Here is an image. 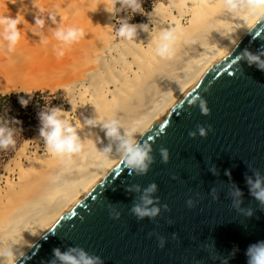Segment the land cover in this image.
<instances>
[{"label":"bare ground","instance_id":"bare-ground-1","mask_svg":"<svg viewBox=\"0 0 264 264\" xmlns=\"http://www.w3.org/2000/svg\"><path fill=\"white\" fill-rule=\"evenodd\" d=\"M0 0V15L19 16L21 40L13 53L0 51V94L63 89L70 123L78 126L84 148L70 160L48 153L39 133L26 141L0 182V247L11 245L22 259L119 162L104 165L98 149L107 144L99 128L83 120L116 117L126 126L140 123L143 136L249 29L224 13L218 0L159 2L148 14L147 32L132 43L115 36V17L105 0ZM42 9V12H38ZM55 12L65 27L82 28L85 37L57 58L47 21L35 29V15ZM255 20L249 21L254 25ZM179 28L182 35L171 60L153 53L155 37ZM35 29V33H34ZM49 40L39 42L40 33ZM183 86V91L178 89ZM76 108L72 110V105ZM97 112V113H96ZM101 140L103 143H101ZM13 163L10 165V163Z\"/></svg>","mask_w":264,"mask_h":264},{"label":"water","instance_id":"water-1","mask_svg":"<svg viewBox=\"0 0 264 264\" xmlns=\"http://www.w3.org/2000/svg\"><path fill=\"white\" fill-rule=\"evenodd\" d=\"M254 25L142 137L155 157L148 174L129 176L119 161L17 264H50L55 248L72 246L105 264H247V247L264 240V211L246 218L227 193L235 183L244 193L242 206L256 207L245 174H264V71L235 62L244 49H264V22ZM195 95L207 101L209 115L189 107ZM197 125L212 130L206 138H192ZM161 147L170 152L166 164ZM153 182L170 211L162 208L155 221H139L129 211L139 194L126 189ZM213 188L219 199L210 194ZM188 199L196 201L194 208L187 207ZM109 205L121 211L120 219L110 216ZM150 233L165 237V246Z\"/></svg>","mask_w":264,"mask_h":264},{"label":"clouds","instance_id":"clouds-1","mask_svg":"<svg viewBox=\"0 0 264 264\" xmlns=\"http://www.w3.org/2000/svg\"><path fill=\"white\" fill-rule=\"evenodd\" d=\"M218 3L224 13L240 20L248 29L255 27V25L249 24V21L255 20L257 24L264 22V0H218ZM142 4L143 0H105L104 9L113 17L121 11H130L132 14H144ZM33 7H36L35 0ZM42 11V9H38V12ZM130 19L129 16L119 19V26L115 29L114 34L121 44L135 41L139 30L147 32L146 24H132L129 22ZM47 21H51V24L56 25L55 28H49V31L60 46L59 48L55 45L53 46L57 58L63 57L66 50L79 43L85 37V32L82 28L75 26L65 27L62 22L58 23L55 12H50L47 17L36 14L35 29L42 30ZM20 22L19 16L0 15V51L15 52L16 46L21 40ZM35 29L33 34H36ZM180 35H182V30L178 27L161 31L155 37L154 55L163 60H171L175 55V45ZM39 37L41 44L47 45L49 43V40L42 32ZM241 60L246 61L249 66L254 65L258 70L264 71V49L255 53L244 49L236 57L235 62ZM178 89L182 92L183 86L178 84ZM191 93L189 92L188 96ZM20 103L22 106L27 107L29 101L21 98ZM69 103L72 105L71 111H74L76 108L75 104ZM188 105L189 107H199L203 115L210 114L207 101L200 95L192 96L188 100ZM65 112L61 107L46 105L38 113L40 121L39 137L43 140L48 153L53 157L61 160H70L74 155L82 152L84 143L78 132V126L70 123ZM17 123L19 122L0 117V150H7L15 146L17 128L14 125ZM83 123L90 129L99 128L104 133L108 142L98 151L105 166L110 164L113 158L118 157L120 163L128 170L129 176H144L148 174L151 166L155 163V157L152 143H149L148 140L141 142L143 135L140 134L139 130L142 124L133 123L126 126L116 117L98 119L97 115L92 118H85ZM211 130V125L208 128L197 125V129L190 131L189 136L196 138L197 134H199L201 137L206 138ZM150 139L151 137H149ZM101 143H103L102 140ZM159 153L162 162L168 163L170 160L169 150L161 147ZM212 173L216 174L215 171H212ZM225 174L231 178L230 171H226ZM245 183L248 187L249 195L256 202V207L242 206L244 204V193L235 183L232 184L227 196L237 213L250 218L257 210L264 211V174L259 170H252L251 175L245 174ZM126 190L139 194V202H134L129 209L130 213L139 221H143L145 218L155 221L160 216L162 208L165 211H170L169 206L167 204L161 205L159 197L155 195L159 187L154 182L143 187V189L139 184H135L130 185ZM210 194L213 199H219V193L215 188L211 189ZM186 204L187 207L194 208L196 201L188 199ZM109 214L113 219L117 220L122 215L121 211L114 205H109ZM149 235L157 236L159 247L163 248L165 246V237L156 233H150ZM177 238V235L173 233V239ZM236 251L238 249L234 250L231 255H235ZM245 256L247 264H264V240L250 244L245 251ZM0 264H17L16 252L11 245L0 247ZM50 264H105V262L102 257L90 254L83 247L72 246L63 251L60 248H55Z\"/></svg>","mask_w":264,"mask_h":264},{"label":"trees","instance_id":"trees-1","mask_svg":"<svg viewBox=\"0 0 264 264\" xmlns=\"http://www.w3.org/2000/svg\"><path fill=\"white\" fill-rule=\"evenodd\" d=\"M158 2L159 0H143L142 6L144 8V14H132L130 11H121L116 14L115 22L118 25L119 19L128 16L131 18L129 22L132 24L145 21L147 19V14L153 10ZM48 96H50V93L43 91H36L33 93L22 91L0 94V117L19 122L14 125V127L17 128L15 133V146L7 150H0V173L4 165L15 156L21 144L36 130V126L40 123L38 113L42 111L46 105L53 106V104L58 103L56 100L48 101ZM21 98L29 101L27 107L21 105Z\"/></svg>","mask_w":264,"mask_h":264},{"label":"rangeland","instance_id":"rangeland-1","mask_svg":"<svg viewBox=\"0 0 264 264\" xmlns=\"http://www.w3.org/2000/svg\"><path fill=\"white\" fill-rule=\"evenodd\" d=\"M159 2H163L165 4H168L169 3V0H159ZM158 2V3H159ZM150 20H152V18L150 16H148L147 14V19L144 21V22H149ZM118 27V25L116 24L115 22V26H114V29H116ZM37 91H43V92H49L50 93V96L47 97V100L48 101H52V100H56L58 103H55L53 104V106L55 107H61L62 109H67L69 107V104H68V98H67V94L66 92L63 90V89H58L56 91H52L50 89H44V90H37ZM36 92V91H34ZM39 128H40V123L36 126V130L32 133V135L27 138L20 146V148L22 147V145H24L26 143V141L29 142V146L28 147H31L34 145V137L36 134L39 133ZM19 148V149H20ZM17 153V152H16ZM16 156V154H15ZM14 156V157H15ZM13 157V158H14ZM12 159V158H11ZM10 159V160H11ZM9 160V161H10ZM8 161V162H9ZM8 162L4 165L3 169H2V172L0 173V182L2 180V177L6 176L8 173H9V169L7 167V164ZM13 163L11 162L10 165H12Z\"/></svg>","mask_w":264,"mask_h":264}]
</instances>
